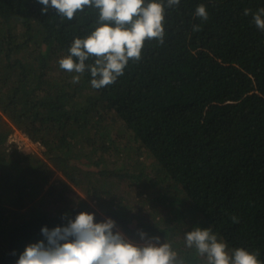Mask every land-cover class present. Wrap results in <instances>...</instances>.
<instances>
[{"label":"trees","instance_id":"obj_1","mask_svg":"<svg viewBox=\"0 0 264 264\" xmlns=\"http://www.w3.org/2000/svg\"><path fill=\"white\" fill-rule=\"evenodd\" d=\"M200 4L206 22L195 16ZM42 7L0 0V264H16L44 239L42 228L82 212L96 223L111 218L137 245L139 230L159 231L195 264L176 225L138 216L135 186L139 196L156 194L152 203L170 200V220L190 215L187 232L211 228L229 251L259 250L264 262V32L244 15L264 0H181L166 9L164 44L146 41L142 59L103 89L91 87L89 72L73 83L58 63L89 33L95 11L67 21ZM16 130L41 154L9 147ZM57 174L85 187L96 207L69 197L62 179L51 182Z\"/></svg>","mask_w":264,"mask_h":264},{"label":"clouds","instance_id":"obj_2","mask_svg":"<svg viewBox=\"0 0 264 264\" xmlns=\"http://www.w3.org/2000/svg\"><path fill=\"white\" fill-rule=\"evenodd\" d=\"M42 14L55 10L62 20L72 21L86 10H94L96 19L83 38H74L68 55L58 63L62 70L75 73L73 83H79L85 72L91 76V87L103 89L125 74L130 61L139 62L146 41L157 40L163 45L166 36V9L179 7L181 0H37ZM254 25L264 32V7L256 12L245 9ZM195 16L208 21L204 4L195 9ZM200 31L199 25L193 26ZM31 141V140H30ZM32 142V141H31ZM233 223L239 220L232 215ZM67 219V216L65 217ZM111 218L96 223L95 214L79 213L63 227L41 229L44 237L29 244L16 264H191L180 256L169 242L159 237L137 245L121 232ZM185 246L194 250L195 264H264L260 253L245 248L229 251L228 245L211 228L196 226L184 234Z\"/></svg>","mask_w":264,"mask_h":264},{"label":"rangeland","instance_id":"obj_3","mask_svg":"<svg viewBox=\"0 0 264 264\" xmlns=\"http://www.w3.org/2000/svg\"><path fill=\"white\" fill-rule=\"evenodd\" d=\"M19 131V130H18ZM8 144V140L6 141ZM9 147H12L11 145ZM20 150L22 152H24L23 154L26 153H36V154H41V151L43 150L42 147L37 144V143H21V148ZM60 174H57L56 176H54V178L51 180V182H55L58 179H62L63 183L68 184L69 186H71V191L72 192H68L67 195H70L69 197H73L75 200L79 201V200H84L87 201L93 208L96 207V203L94 202V200L90 199L87 195L86 192L84 190V188H72L73 184L68 183V181ZM141 186V184H140ZM48 188V187H46ZM139 187L135 186L132 190V195L134 196L135 199V203L136 202H141L144 206L142 209H140L137 214L138 216H140V218L144 219V220H148V218L152 215V221L153 222H158V225L161 228H167L168 226L173 227L174 225L177 226L175 232L178 233V235L180 236L179 239H181V237L188 231L187 229H189L190 224H192V219L190 217V215H188L187 213L184 212V219L182 218V221L180 222L179 220H173L171 218H168L167 216V209L166 207L168 205H170L171 201L167 200V202H165V205H161V204H156V203H152L150 200L153 198V196H156V194H150L149 192L143 196H139L137 193ZM176 196V194H175ZM180 193L178 194V197H180ZM125 203H128V201H124ZM129 205H131L134 208V203L132 201H130V203H128ZM169 221V222H168ZM117 224V223H116ZM186 229V230H185ZM116 230L121 232L126 238L127 236L125 235V233L123 232L122 228L120 227H116ZM139 232H141L139 230ZM159 231L156 232V236L154 237H159L160 241L163 239L162 236L159 235ZM182 235V236H181ZM149 237V236H148ZM150 238V237H149ZM145 241V240H143ZM139 244H144L145 242H141V239L136 241ZM164 243V242H161Z\"/></svg>","mask_w":264,"mask_h":264},{"label":"built area","instance_id":"obj_4","mask_svg":"<svg viewBox=\"0 0 264 264\" xmlns=\"http://www.w3.org/2000/svg\"><path fill=\"white\" fill-rule=\"evenodd\" d=\"M16 144L19 148H21V143H33L30 141V139L20 131L16 130L13 133H11L8 137V144Z\"/></svg>","mask_w":264,"mask_h":264}]
</instances>
